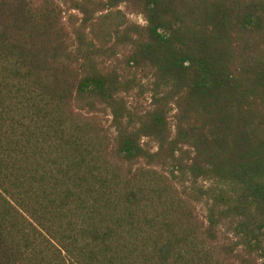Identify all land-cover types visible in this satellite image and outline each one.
Here are the masks:
<instances>
[{
    "label": "trees",
    "instance_id": "obj_1",
    "mask_svg": "<svg viewBox=\"0 0 264 264\" xmlns=\"http://www.w3.org/2000/svg\"><path fill=\"white\" fill-rule=\"evenodd\" d=\"M0 264H264V0H0Z\"/></svg>",
    "mask_w": 264,
    "mask_h": 264
},
{
    "label": "rangeland",
    "instance_id": "obj_2",
    "mask_svg": "<svg viewBox=\"0 0 264 264\" xmlns=\"http://www.w3.org/2000/svg\"><path fill=\"white\" fill-rule=\"evenodd\" d=\"M128 17H129V19L132 20V21H135V22H138V23H144L142 16L139 15V14H136V13H129V14H128Z\"/></svg>",
    "mask_w": 264,
    "mask_h": 264
}]
</instances>
